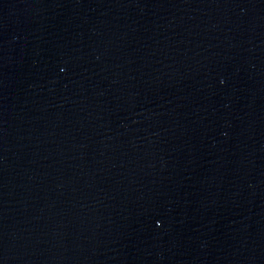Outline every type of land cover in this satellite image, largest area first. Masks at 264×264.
I'll use <instances>...</instances> for the list:
<instances>
[{"label":"water","instance_id":"obj_1","mask_svg":"<svg viewBox=\"0 0 264 264\" xmlns=\"http://www.w3.org/2000/svg\"><path fill=\"white\" fill-rule=\"evenodd\" d=\"M0 264H264V0H0Z\"/></svg>","mask_w":264,"mask_h":264}]
</instances>
